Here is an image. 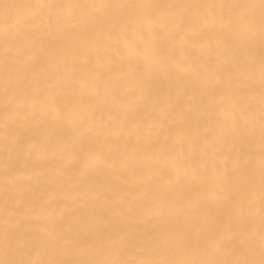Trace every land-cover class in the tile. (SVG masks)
Here are the masks:
<instances>
[{"label": "bare ground", "instance_id": "obj_1", "mask_svg": "<svg viewBox=\"0 0 264 264\" xmlns=\"http://www.w3.org/2000/svg\"><path fill=\"white\" fill-rule=\"evenodd\" d=\"M91 2L0 0V28L8 26L20 49L6 59L5 34L0 32V260L83 258V249L73 250L67 241L99 244L125 237L131 242L145 231L159 236L166 223L152 214L161 204V192L167 193L163 203L168 207L206 202L210 211L199 223L202 233L213 238L227 241L253 220L258 229V213L239 217L212 200L210 179H189L183 187L162 185L157 170L163 161L146 133L153 126V136L159 131L161 143L167 141L174 153L192 156L198 164L211 157L209 141L221 125L231 122V103L239 100L251 117L252 131L234 132L215 150L220 157L229 154L231 162L239 150L250 148L258 165L259 33L252 41L254 73L241 82L226 79L231 56L202 26L206 10H161L169 21L183 17L187 35L177 34L169 23L160 40L147 28L115 22L134 17L139 10L131 8H113L108 16L97 14L87 23L80 18L79 26L62 31L48 21L56 10L13 9V19L35 14L20 35L12 21L3 18L5 4ZM95 2L185 5L231 0ZM255 12L258 16V7ZM94 82L101 87L98 96L90 94ZM235 176L242 185L239 171ZM254 177L258 185V166ZM191 219L186 216L178 227L187 228ZM6 233L15 238L21 253L5 252ZM255 248L259 259L258 242Z\"/></svg>", "mask_w": 264, "mask_h": 264}, {"label": "snow or ice", "instance_id": "obj_2", "mask_svg": "<svg viewBox=\"0 0 264 264\" xmlns=\"http://www.w3.org/2000/svg\"><path fill=\"white\" fill-rule=\"evenodd\" d=\"M174 7L206 10L201 16V24L210 30V37L217 47L230 54L231 64L226 72L228 81H246L251 79L256 66V54L252 49V41L257 32L261 40L259 54L260 83V153L258 165L252 150L241 149L236 159L231 160L229 154L220 157L215 145L229 139L234 132L241 130L251 132L250 115L241 106L239 100H233L231 110L233 119L227 125H221L209 141L213 151L209 158H201L197 164L194 157L183 152L174 153V145L167 141L161 143L160 132L153 136V126L147 128L148 144L155 149L158 159L163 165L157 170L162 185H177L183 187L189 179H210L212 181L211 198L217 204L232 210L237 216L254 217L259 214L260 223L257 229L254 220L242 229L234 230L228 240L213 238L203 234L199 220L208 214L207 203L204 201L188 202L186 204L168 207L163 203L167 193L161 192L158 199L160 206L152 214L162 218L166 223L165 230L154 236L145 231L141 237L131 242L125 237L112 239L106 243L80 240L67 241L73 250L83 249V258L74 259H3L0 264H264V0L259 4L245 0H231L228 3H198V4H133L114 5L109 3H40V4H5L6 21L11 20L17 35L22 32V26L33 23L35 14L30 18L16 17L13 19V9L56 10L48 21L54 24L58 31L66 27H76L80 18L84 23L94 20L97 14L108 16L113 8H131L139 10L136 15L118 18L115 22L126 26L134 23L143 30L147 28L154 39L160 40L169 31V23L179 35L186 36L184 31L186 21L183 17L166 20L161 10ZM259 8L257 16L255 9ZM219 25V27H217ZM5 34L4 53L19 52L14 37L8 26L0 28ZM25 37L30 36L23 32ZM138 54V53H137ZM133 55L132 52L128 53ZM138 71V70H137ZM134 79L138 77L134 74ZM95 80V78H94ZM250 87V85H249ZM108 89L104 93L108 94ZM101 87L93 83L90 94L98 96ZM71 122V121H69ZM170 139V137L168 138ZM136 150L135 148L133 149ZM259 168V183L255 182L254 172ZM239 171L242 185L236 182L235 174ZM118 215L119 212H114ZM192 219L187 228H180L186 216ZM259 244V259L255 258L256 244ZM5 252L21 253L14 237L7 233L3 239ZM33 251L35 249H32ZM87 255H84V254ZM215 258H198V256ZM126 257V258H121Z\"/></svg>", "mask_w": 264, "mask_h": 264}]
</instances>
